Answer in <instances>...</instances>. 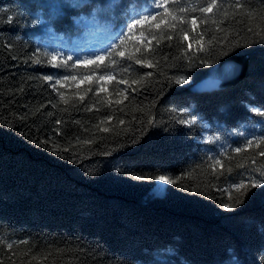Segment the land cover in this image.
I'll return each instance as SVG.
<instances>
[{"label": "trees", "instance_id": "16d2710c", "mask_svg": "<svg viewBox=\"0 0 264 264\" xmlns=\"http://www.w3.org/2000/svg\"><path fill=\"white\" fill-rule=\"evenodd\" d=\"M209 2L0 0V264H264V185L243 196L232 188L264 169V144L246 147L264 136V0H241L226 18L188 12L210 18L169 27L180 5ZM147 11L156 19L121 45L134 14ZM114 45L123 58L77 63ZM44 52L60 53L62 66ZM231 53L250 56L246 79L190 90ZM106 73L113 78L100 80ZM156 175L179 179L157 196ZM236 198L243 203L223 207Z\"/></svg>", "mask_w": 264, "mask_h": 264}, {"label": "snow or ice", "instance_id": "6c2138e0", "mask_svg": "<svg viewBox=\"0 0 264 264\" xmlns=\"http://www.w3.org/2000/svg\"><path fill=\"white\" fill-rule=\"evenodd\" d=\"M162 3L163 4H167V0H162ZM162 3H161V0H155V7H157V8L161 7ZM228 8H235L237 10H243L244 5L241 3V0H234V4H229L227 6H225L223 3H218V0H210V2L206 4V6L205 5H192L191 7H188L187 5H180L178 7V11H179V13H183L184 15L183 16H179V17H177L176 15H173L171 17V21L169 22V27L175 28L177 26V20L178 19H179V21L181 23H190L191 25H197V20L198 19L200 20L201 23H204L210 18L208 16H203V15L201 17H199V18L195 17V16H192L191 18L188 17V12H195L197 10L201 14L210 13L212 15L223 16L224 18H226L227 15H228V12H227ZM164 11L168 12L169 9L167 7H165ZM236 14H237L236 12L232 13L233 18H235ZM156 15L157 14H153L151 11H147V12H143V13H140V12L135 13L133 18H131V22L127 24L126 31H122V33L119 35L120 44L121 45L124 44L125 40L129 37V34H131L133 32L134 26L142 25V24H144L146 22H149L151 20H155L156 19ZM245 15L248 17L249 20H252L253 17H254V14L251 13V12H247V13H245ZM9 22H11V17L9 18ZM40 22L41 21L38 20V19H33L31 21V23L33 25H35L37 23H40ZM215 22L216 21L214 20L213 23H215ZM221 23H223V19L221 20ZM158 26L159 25H157V27ZM194 30L195 29L193 28V31ZM181 31H183V29H181ZM247 31L252 32L253 28L251 26H249L247 28ZM261 33H264V28L261 29ZM257 34H260V33H257ZM140 35H141V37H143V35H144L143 32H141ZM153 38H155V37H153ZM184 38L187 39V33L186 32L184 33ZM169 39H171V37H169ZM212 39L215 40L216 37L214 36ZM201 40H203V36H201ZM237 46H239V42H237ZM8 47H11V46L9 45ZM116 47H119V45H114L112 47V50L108 51L105 55H95V56H93L91 58H87L84 61H79L78 60L77 63H81V64H85V65L94 64L97 67H99L100 64L103 63L106 58L111 57L113 54H118L119 56H121L123 58L125 56V53L123 51H120V52L116 53L115 52V48ZM189 48H191V44H189ZM204 50H205L204 45L203 44H199V46L197 48V51H204ZM37 51H39V49H37ZM136 51H139V48H137ZM43 55L49 58L48 59V63L52 67H60V66H62L61 64L57 63V60H58V57L60 56V53L44 52ZM128 58L132 59L131 56H129ZM72 59L73 58L71 56H68L66 58V60L63 61V64L66 65L67 61L68 60H72ZM34 62L35 63H40L41 61L39 59H36ZM112 63H115V61H112ZM136 63L137 64H141V65L146 66V67H153V64L151 62L145 63L144 60L139 59V58L136 59ZM127 70L128 69H125V71H127ZM151 75H152L151 72L147 73V76L150 77ZM106 77L109 78V79L113 78L110 73H106L105 75H101L99 77V79L100 80H104V79H106ZM70 78L73 79V80L76 79L75 77H68V76H64L63 77L64 80H68ZM43 79L45 81L51 82V81H53L54 77L52 75H46V76L43 77ZM61 83H62L61 79L56 78L55 79V83L52 84V87L55 88L56 85L61 84ZM119 83H125V81L121 80V81H119ZM133 83H137V81H133ZM175 83L183 84V83H187V80L185 78H177L175 80ZM61 97L63 98L62 94H61ZM81 99H83V97H81ZM65 102H67V101H65ZM258 114L261 115V116H264V111H259ZM179 122L182 123V124H194L195 123L194 120L193 121L180 120ZM57 123H59V121H57ZM121 123H123V121H121ZM151 123H153V121L149 120V124H151ZM104 130L107 131V129H104ZM212 139H213L212 137H208V142H211ZM253 143H255L257 146H259L260 144H264V136L256 137L254 139H248L246 141V147L253 145ZM65 150H67V149H65ZM234 151L239 153V152L242 151V149L240 147H237ZM259 154L261 156H264V151L260 152ZM209 159H212V158L209 157ZM215 164H220L221 167L223 166L221 160H219V159H216L214 161V165ZM214 165H213V170H214ZM230 171L231 170L229 169V172ZM261 177H262V179H251L249 183H245L243 180H241V182L233 184L232 188L236 192L240 193L241 196L246 195L247 192L250 190V188H254V187H258V186L264 185V169L261 170ZM135 178L139 179V180L145 179L144 176H137ZM151 178L156 180V181H158V182L164 183V184H176L177 180L179 179V178L172 179V178H170L168 176H165V175H156V176L151 177ZM225 191H228V190H225ZM229 199L230 200L232 199L231 191H229ZM240 203H243V200L240 199V198H236L235 204L226 203V204L223 205V207L225 209H229L230 210L231 208L235 207L236 204H240ZM3 239H4L3 237H0V242H3ZM22 243H27V241H22ZM7 247H8V249H11L13 247V244L12 243H8Z\"/></svg>", "mask_w": 264, "mask_h": 264}, {"label": "water", "instance_id": "95a60500", "mask_svg": "<svg viewBox=\"0 0 264 264\" xmlns=\"http://www.w3.org/2000/svg\"><path fill=\"white\" fill-rule=\"evenodd\" d=\"M249 57L250 56L248 54L246 55V53H231L223 57L210 66V68H208V70L200 77L198 82L191 85L190 90L197 93H211L216 90L228 89L229 87L243 81L250 73ZM156 185L157 183L155 186ZM165 186H167V184ZM154 187L152 189L153 193ZM164 194L155 195L163 196Z\"/></svg>", "mask_w": 264, "mask_h": 264}, {"label": "bare ground", "instance_id": "6f19581e", "mask_svg": "<svg viewBox=\"0 0 264 264\" xmlns=\"http://www.w3.org/2000/svg\"><path fill=\"white\" fill-rule=\"evenodd\" d=\"M164 186H165L164 183L157 181V185L154 187V191L162 195L166 191V188Z\"/></svg>", "mask_w": 264, "mask_h": 264}, {"label": "rangeland", "instance_id": "374dc122", "mask_svg": "<svg viewBox=\"0 0 264 264\" xmlns=\"http://www.w3.org/2000/svg\"><path fill=\"white\" fill-rule=\"evenodd\" d=\"M164 185H166V184H164ZM154 194H158V193L154 191Z\"/></svg>", "mask_w": 264, "mask_h": 264}]
</instances>
